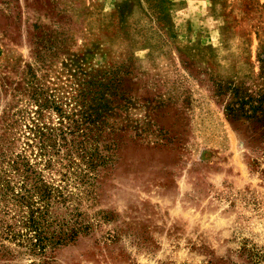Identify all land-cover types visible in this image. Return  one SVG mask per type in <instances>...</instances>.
Instances as JSON below:
<instances>
[{
    "label": "rangeland",
    "instance_id": "374dc122",
    "mask_svg": "<svg viewBox=\"0 0 264 264\" xmlns=\"http://www.w3.org/2000/svg\"><path fill=\"white\" fill-rule=\"evenodd\" d=\"M250 250L264 0H0V264H254Z\"/></svg>",
    "mask_w": 264,
    "mask_h": 264
},
{
    "label": "trees",
    "instance_id": "16d2710c",
    "mask_svg": "<svg viewBox=\"0 0 264 264\" xmlns=\"http://www.w3.org/2000/svg\"><path fill=\"white\" fill-rule=\"evenodd\" d=\"M248 258L250 259V262H253L254 264H259L261 261H263L264 264V253L261 251H249Z\"/></svg>",
    "mask_w": 264,
    "mask_h": 264
}]
</instances>
